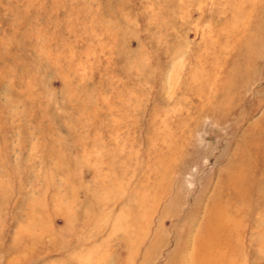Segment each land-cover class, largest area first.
I'll use <instances>...</instances> for the list:
<instances>
[{
  "label": "rangeland",
  "instance_id": "rangeland-1",
  "mask_svg": "<svg viewBox=\"0 0 264 264\" xmlns=\"http://www.w3.org/2000/svg\"><path fill=\"white\" fill-rule=\"evenodd\" d=\"M205 250L264 264V0H0V264Z\"/></svg>",
  "mask_w": 264,
  "mask_h": 264
},
{
  "label": "bare ground",
  "instance_id": "bare-ground-1",
  "mask_svg": "<svg viewBox=\"0 0 264 264\" xmlns=\"http://www.w3.org/2000/svg\"><path fill=\"white\" fill-rule=\"evenodd\" d=\"M251 8H252V4H250ZM247 13L245 12L244 15H246ZM249 74V73H248ZM216 77V76H215ZM215 80V79H214ZM217 82V79H216ZM209 97V95H208ZM239 160V159H238ZM236 178V176H235ZM242 179V177H241ZM212 221V220H211ZM226 223V222H225ZM231 226V225H230ZM235 228V227H234ZM233 228V229H234ZM231 231V230H230ZM237 231V230H236ZM222 236V235H221ZM210 237V236H209ZM224 238V237H223ZM228 238V237H227ZM229 239V238H228ZM212 240H215L214 238ZM217 240V239H216ZM220 242V241H219ZM215 242H211V238H206L202 241V243H197V244H202L203 248L204 247H209L210 245L214 244ZM218 244V243H216ZM216 246V245H215ZM217 249V248H216ZM215 249V250H216ZM195 251V250H194ZM236 252V251H235ZM198 253V252H197ZM213 253V254H212ZM238 253V252H237ZM220 255V254H219ZM215 255V252H210V250H205L202 252V254L199 256V254H192L191 255V259L196 262L197 264H215L216 261L218 259H220V257ZM196 258V259H195ZM218 263V262H217ZM194 264V263H193Z\"/></svg>",
  "mask_w": 264,
  "mask_h": 264
}]
</instances>
